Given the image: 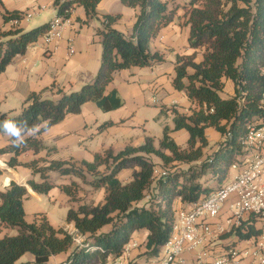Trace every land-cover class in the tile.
I'll return each mask as SVG.
<instances>
[{
    "label": "trees",
    "instance_id": "1",
    "mask_svg": "<svg viewBox=\"0 0 264 264\" xmlns=\"http://www.w3.org/2000/svg\"><path fill=\"white\" fill-rule=\"evenodd\" d=\"M100 1L55 0L54 5L58 16L70 17L72 10L81 6L88 17H95ZM121 2L138 10L132 35L126 37L114 28L120 14H103V25L96 32L102 45L101 63L91 83L71 93L59 89L57 100L32 92L18 114L0 112V121L27 122L23 142L14 143L15 137L9 135L8 143L0 147V158L7 156L9 167L23 166L38 176L37 180H27L36 193L52 201L62 193L77 204L66 216L76 233L55 227L45 212L35 213L28 221L24 206L29 195L27 186L12 180L0 191V226L14 231L0 237V264H107L109 259L122 256L136 231L147 232L141 256L153 257L169 239L179 205L187 208L223 185L232 164L246 152L243 139L260 114L264 94V0H190L184 7L185 24L194 52L176 55L173 86L183 91L193 106L188 112L172 110L174 127H164L159 147L152 137H146L138 146L97 152L93 161L52 157L56 148L44 144L39 137L42 132L66 115L80 113L87 102L95 103L103 112L122 107L124 100L119 92L109 89L115 73L164 60L161 53L150 49V43L175 20L178 5L174 0ZM21 14L4 10L3 18L7 22ZM48 26L0 29V74L16 55L24 54L42 37ZM199 52L202 59L197 61ZM227 81L233 93L223 96ZM112 124L107 121L99 128ZM209 127L222 139L205 154L209 145L205 131ZM180 129L189 134L186 147L170 135ZM0 134L8 133L0 129ZM29 151L34 156L20 160ZM150 155L161 159L165 174L155 175ZM126 170L131 171L128 180L120 178ZM203 178L214 184H206ZM85 185L102 191V199L87 202L81 196ZM260 232L249 225L246 232L238 229L222 238L236 235L245 239ZM78 238L82 242H77ZM26 253L32 254L33 260H23ZM61 253L66 258L52 263L51 258Z\"/></svg>",
    "mask_w": 264,
    "mask_h": 264
},
{
    "label": "crops",
    "instance_id": "2",
    "mask_svg": "<svg viewBox=\"0 0 264 264\" xmlns=\"http://www.w3.org/2000/svg\"><path fill=\"white\" fill-rule=\"evenodd\" d=\"M54 1L0 0V29L22 27L25 30H29L28 23L30 18L47 9H51L50 17H47L37 26L50 23L57 16ZM174 2L177 5L179 4V0H174ZM181 5L184 6L185 3ZM4 10L19 11L24 14L31 13L32 15L30 18L21 20L17 25H13L8 21H4ZM97 12L96 17L101 22L103 14H120V18L113 24L114 28L126 37L132 35L138 13L137 9L126 8L121 0H102L97 5ZM182 12L183 7H179L175 20L167 27H164L151 40L150 49L164 56L162 62L146 67L148 71H139V66H135L115 73L109 89L115 88L119 92L124 100L122 107L103 112L95 103L87 102L80 113L66 115L61 122L52 125L39 135L45 145L56 148L52 155L53 158L93 161L97 152H102L106 149L119 151L127 145L138 146L144 143L146 137H152L155 146L159 147L163 134L159 135L148 129V119L139 116L137 111L144 104H152L155 108H160L161 114L167 115L170 113L173 120V109L179 112H188L189 108L193 106L192 101L186 94L173 86V78L176 74V59L173 60L172 56L194 52V49L189 47V26L185 25ZM180 19L182 20L181 24H179ZM88 20L89 17L85 9L77 6L72 10L69 24L66 25L60 40L47 45L44 39L40 37L28 46L24 54L16 55L11 60L5 71L0 74V112L12 115L18 114L24 101L32 92L41 93L44 98L57 100L60 96L58 94L59 89L65 93H71L78 91L77 89L81 85H86L83 84L85 80L91 78L93 72L99 69L102 54L100 46L96 44L100 42V37L93 30L95 23L90 26ZM83 24H88L89 26H87V30L82 36L79 27L82 28ZM98 28L101 27L98 26ZM201 59L202 54L199 53L196 60L200 61ZM69 60L71 61L70 64L67 63ZM66 65L71 68L75 65L80 67L81 70L78 73V75H81L79 76L80 78L76 77V73L64 71L63 68ZM84 73L87 76L83 77ZM232 93L233 86L227 81L223 96H229ZM12 104H14L13 109H11ZM17 106H20L18 113H9L16 110ZM107 121H111L113 124L100 129V125ZM164 127L159 130L160 134L164 131ZM205 132L209 141L208 147L204 149L205 154H207L216 147L222 136L212 127L207 128ZM170 135L178 145L187 146L189 134L185 129L172 131ZM8 139L9 134H0V147L6 145ZM33 156V152L29 151L21 155L20 160L27 161ZM6 157L0 158V168L2 170L0 174V191L4 190L12 180L26 185L29 195L24 202V206L28 221L33 219L35 213L45 212L55 227H65L71 233H76L77 231L72 223H68L66 220L64 225H59L47 211L39 208L37 204V202L43 200V196H46L50 202L55 203L64 194L59 193L56 195L55 200L52 201L49 196L38 194L34 191L37 196L35 198H39V200H35L32 196L34 193H30L31 190H29L27 180H37L38 176H34L30 169L23 166L9 167L5 162ZM149 158L155 164V175L160 176L166 173L159 157L150 155ZM130 176V170L123 171L120 174V178L124 180H128ZM90 194H92L93 198L95 197V202L100 201L103 197L102 191L92 189ZM67 199L69 208L77 207V204L71 202L69 197ZM7 233L12 234L14 231L0 226V237ZM146 236V231H136L131 240L136 241L138 246L132 249L128 256L112 259L114 264H137L140 260L144 261V256L139 258H136V256L144 252ZM65 258L66 254L61 253L53 256L51 262L58 263V261ZM22 259L33 260V255L26 253Z\"/></svg>",
    "mask_w": 264,
    "mask_h": 264
},
{
    "label": "built area",
    "instance_id": "3",
    "mask_svg": "<svg viewBox=\"0 0 264 264\" xmlns=\"http://www.w3.org/2000/svg\"><path fill=\"white\" fill-rule=\"evenodd\" d=\"M31 15L22 13L8 22L17 25ZM67 24L69 17L57 15L42 35L44 42L50 45L60 40ZM243 141L246 152L232 164L234 175L207 197L179 207L169 239L142 264H264V94L260 114ZM249 225L261 232L245 239L222 238L238 229L246 232ZM137 246L130 240L122 256Z\"/></svg>",
    "mask_w": 264,
    "mask_h": 264
},
{
    "label": "rangeland",
    "instance_id": "4",
    "mask_svg": "<svg viewBox=\"0 0 264 264\" xmlns=\"http://www.w3.org/2000/svg\"><path fill=\"white\" fill-rule=\"evenodd\" d=\"M189 1L190 0H179V4H178V7H180V8L183 7L182 17L184 18V23L186 21L185 8L184 7L186 5H188ZM184 3H185V5L182 6L181 4H184ZM125 7L128 8L129 6L125 5ZM129 8H131V7H129ZM50 12H51V9H47L45 11L40 12L38 15H33L30 18V21L28 23L29 29L32 28V27H36L37 25L41 24L47 17H50ZM178 20H179V18H178ZM92 23H95V28L96 29L93 28V30L95 31V34H96V30H98L97 29L98 26L102 27L103 24H102L101 20L98 17H96V16L95 17L94 16H90L89 17L88 24L90 26H92ZM181 23H182V20L180 19L179 24H181ZM88 24H83L82 28L79 27L80 28V33L82 34V36L85 34V31L87 30V26H89ZM176 25H178V24H176ZM96 44H98L100 46V49L102 50L101 43L97 42ZM199 53L202 54L201 52H199ZM172 58L174 60V59H176V56H172ZM67 63L70 64L71 61L69 60ZM146 67H149V66L139 67L138 70L139 71L140 70H142V71L147 70L148 71V68H146ZM63 69H64V71H67V72L76 73L77 74V76H76L77 78H80L79 76H81V75H78V73L81 70V68L78 67L77 65L73 66V68L69 67V65H66ZM97 71L98 70L93 72V75L91 76V78L86 79L83 84H88V83L92 82L94 80V78L96 77V75H97ZM85 76H87L86 73H84L83 77H85ZM81 86L77 89L78 91L81 89ZM12 105L13 106H12L11 109L14 108V104H12ZM19 109H20V106H17L16 110H13V111H11L9 113H14V114L18 113ZM171 109H173V108H171ZM137 114H139V116H141L142 118L148 119V124H147L148 125V129H150L152 132H156L159 135L163 134V131L160 134L159 130L163 129L164 126H169L170 128H173V120H172L171 114L170 113H168L167 115L166 114H161L160 113V108L159 109L155 108L152 104H144V105L140 106V108L137 111ZM87 156H89V154H87ZM184 168H186V166H184ZM232 175H234V171L231 170L228 176L231 177ZM205 178H206V176H205ZM205 178L202 179L203 182H205L208 185H213L214 184L212 181H210L208 179H205ZM29 190H31L30 193L31 192L34 193L32 195L33 198L37 197L35 195V192L31 188ZM90 192H91V189H89L85 185V188H83V192H82L83 194L81 196H84V198L88 202H91V201L95 200V197L93 198L91 196L92 194H90ZM35 200H39V198H35ZM37 204H38L39 208L47 211L59 225H64L65 224L66 216H67V212H68V208H69L68 199H67V197L65 195H61L55 203L50 202L49 199L46 196H43V200L37 202ZM28 211L30 212V210H28ZM223 237H227V235H225ZM82 240H83L82 238H78L77 242L78 241L82 242ZM139 257H141V253L136 256V258H139ZM143 262H144L143 260H140V261L137 262V264H142ZM107 264H114V262H113L112 259H109ZM122 264H126V263H122Z\"/></svg>",
    "mask_w": 264,
    "mask_h": 264
},
{
    "label": "clouds",
    "instance_id": "5",
    "mask_svg": "<svg viewBox=\"0 0 264 264\" xmlns=\"http://www.w3.org/2000/svg\"><path fill=\"white\" fill-rule=\"evenodd\" d=\"M27 122L18 124L15 121H0V129H3L9 135L15 137L14 143H22V133L26 130Z\"/></svg>",
    "mask_w": 264,
    "mask_h": 264
}]
</instances>
